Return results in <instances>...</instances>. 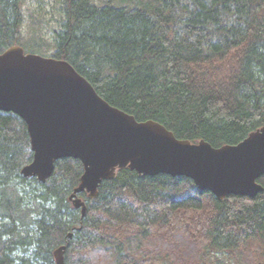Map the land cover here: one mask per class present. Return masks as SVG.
<instances>
[{"label":"trees","instance_id":"16d2710c","mask_svg":"<svg viewBox=\"0 0 264 264\" xmlns=\"http://www.w3.org/2000/svg\"><path fill=\"white\" fill-rule=\"evenodd\" d=\"M126 1L62 0L52 57L181 140L237 145L264 126V0ZM24 2L0 0V53H40L22 42ZM32 160L25 121L0 111V264H57L62 246L66 264H167L181 243L204 250L193 262L226 264L264 237V191L219 201L189 178L125 168L96 199L79 195L82 218L70 200L82 162L57 161L41 183L22 175Z\"/></svg>","mask_w":264,"mask_h":264},{"label":"water","instance_id":"95a60500","mask_svg":"<svg viewBox=\"0 0 264 264\" xmlns=\"http://www.w3.org/2000/svg\"><path fill=\"white\" fill-rule=\"evenodd\" d=\"M0 111L28 127L33 160L22 169L24 177L46 183L57 161L82 162L81 182L70 197L82 218L87 206L79 195L96 199L101 185L125 168L140 176L189 178L219 201L264 191V126L237 145L181 140L157 121L139 122L110 105L69 62L19 45L0 53ZM66 249L55 252L57 264H66Z\"/></svg>","mask_w":264,"mask_h":264},{"label":"rangeland","instance_id":"374dc122","mask_svg":"<svg viewBox=\"0 0 264 264\" xmlns=\"http://www.w3.org/2000/svg\"><path fill=\"white\" fill-rule=\"evenodd\" d=\"M113 1L116 4L117 0H94L95 4L99 6L107 5L108 2ZM140 0H127L126 6L131 8L140 7ZM63 4L62 0H25L23 4L24 22L21 28V37L23 45L28 49L37 48L44 57H52L54 51L55 32L60 30L61 21L64 16L62 13ZM40 46V47H39ZM24 48V47H23ZM26 53H31L26 51ZM188 246L185 243L175 246L172 252L179 255L178 258H171L167 264H179L182 261L184 264L199 263V260L193 262L194 259L200 258L204 253L200 247ZM179 249H182L179 251ZM243 255L242 261L221 259L226 264H263L264 263V237L254 243ZM172 255H176L175 253ZM177 256V255H176ZM223 258L222 255L219 256ZM179 260V262L177 261ZM177 261V263H176ZM201 264L202 261L200 259ZM181 263V262H180ZM216 263V261H215ZM210 264V263H208Z\"/></svg>","mask_w":264,"mask_h":264}]
</instances>
